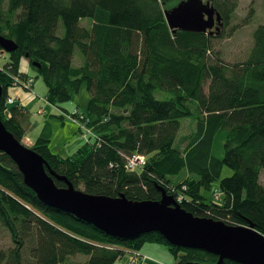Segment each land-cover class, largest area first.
Listing matches in <instances>:
<instances>
[{"label":"trees","instance_id":"trees-1","mask_svg":"<svg viewBox=\"0 0 264 264\" xmlns=\"http://www.w3.org/2000/svg\"><path fill=\"white\" fill-rule=\"evenodd\" d=\"M170 2L0 0V37L18 46L0 68L1 120L21 142L27 112L20 105L7 106V100L17 80L26 84L31 79L20 71L27 56L47 84L50 105L62 109L84 84L90 96L84 123L97 140L89 137L66 158L51 151L49 133L30 148L56 175L88 194L124 195L132 201H159L163 188L196 217L231 226L251 222L264 235V24L253 32L246 61L229 65L214 52L213 42L225 36L237 0H211L223 22L214 34L172 33L164 14ZM76 52L84 57L78 66ZM4 55L0 46V58ZM157 93L166 98L158 99ZM192 116L195 130L182 148L178 135ZM134 154L146 163L129 171L127 158ZM225 167L233 173L222 178ZM0 229L11 239V247L0 249V264H65L77 255L87 257L84 264H120L127 251L142 253L147 244L167 246L177 264L219 260L205 251L174 247L159 233L112 238L48 208L2 152Z\"/></svg>","mask_w":264,"mask_h":264},{"label":"water","instance_id":"water-1","mask_svg":"<svg viewBox=\"0 0 264 264\" xmlns=\"http://www.w3.org/2000/svg\"><path fill=\"white\" fill-rule=\"evenodd\" d=\"M164 14L174 34L178 31L214 34L223 27L222 16L211 1L183 0ZM0 46L9 54L18 49L13 40L4 37H0ZM2 96L0 85V110ZM0 152L11 158L23 175L25 185L44 206L72 215L107 236L135 240L149 233H159L174 247L218 256L217 264L226 260L237 264H264V235L253 223L231 226L223 221L196 217L163 188H159V201H132L124 195L113 198L78 190L67 178L56 175L41 155L18 141L1 117ZM54 179L66 183V187L59 188Z\"/></svg>","mask_w":264,"mask_h":264},{"label":"rangeland","instance_id":"rangeland-1","mask_svg":"<svg viewBox=\"0 0 264 264\" xmlns=\"http://www.w3.org/2000/svg\"><path fill=\"white\" fill-rule=\"evenodd\" d=\"M182 1L172 0L169 3L168 10L175 8ZM203 1L206 3L211 0ZM251 11H253L252 14ZM262 24H264V0H237V8L232 16L230 26L227 29L221 28L223 31H226L224 33L225 36L217 38L213 42L214 52L219 55L224 63L229 65L245 62L254 44L253 32ZM233 28L237 29L231 32ZM229 33H231V36H227ZM8 54L5 52L4 57L0 58V68L4 67L9 61ZM83 60L82 54L76 52L74 65H81ZM32 65L27 57L21 59L20 71L29 75L30 80H34L32 88L27 89L17 84V86L9 89V95L15 100L13 105H23L27 110V130L21 143L31 148L41 134L49 133V147L51 151L63 158L72 156L88 142L89 137H92L94 140L98 139V136L91 130L88 124L85 123V126H83L85 118L83 112L87 111L90 99L87 86L84 84L75 99L62 105V109L54 107L46 100L48 93L47 84L38 75L37 71L33 69ZM208 86L209 83L207 82L204 86L206 94L208 93ZM156 96L158 99L166 98V95L163 93H157ZM77 109L83 116V125L74 122L70 118ZM194 130L195 119L192 116L183 121V126L177 139L178 145L184 148L188 143V137ZM144 163H146V160ZM232 173L231 169L225 167L222 172V178L230 177ZM261 183L264 184V173L261 175ZM218 188L219 182H216L214 190L217 191ZM203 193L208 198L213 197L208 192L204 191ZM176 200L180 203V200ZM9 247H11L9 233L0 229V249H7ZM127 252L119 260L120 264H177L178 262L177 258L169 252L168 247L160 244H147L142 253L131 250ZM86 260L87 257L77 255L69 258L65 264H84Z\"/></svg>","mask_w":264,"mask_h":264},{"label":"built area","instance_id":"built-area-1","mask_svg":"<svg viewBox=\"0 0 264 264\" xmlns=\"http://www.w3.org/2000/svg\"><path fill=\"white\" fill-rule=\"evenodd\" d=\"M16 86L17 84L24 86L27 89H30V87L33 84V80H29L26 84H21L18 80L15 82ZM15 103V100L13 98H9L7 100V106H12ZM78 117V118H75ZM70 118L79 124H82L83 116L79 113V111H74L73 114L70 116ZM80 119V120H79ZM85 126V123L84 125ZM145 158L142 155L134 154L131 157L127 158V169L129 171H134L136 168H139L143 166L145 163ZM139 258V257H138Z\"/></svg>","mask_w":264,"mask_h":264},{"label":"crops","instance_id":"crops-1","mask_svg":"<svg viewBox=\"0 0 264 264\" xmlns=\"http://www.w3.org/2000/svg\"><path fill=\"white\" fill-rule=\"evenodd\" d=\"M20 106H23V105H20ZM24 107V106H23ZM26 112H27V110H26ZM130 254V253H129Z\"/></svg>","mask_w":264,"mask_h":264},{"label":"flooded vegetation","instance_id":"flooded-vegetation-1","mask_svg":"<svg viewBox=\"0 0 264 264\" xmlns=\"http://www.w3.org/2000/svg\"><path fill=\"white\" fill-rule=\"evenodd\" d=\"M204 2V1H203ZM205 3V2H204Z\"/></svg>","mask_w":264,"mask_h":264}]
</instances>
